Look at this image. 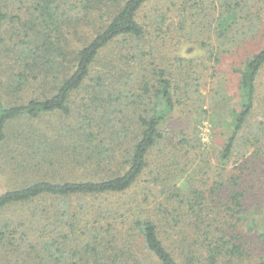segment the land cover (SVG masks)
<instances>
[{
	"label": "trees",
	"instance_id": "1",
	"mask_svg": "<svg viewBox=\"0 0 264 264\" xmlns=\"http://www.w3.org/2000/svg\"><path fill=\"white\" fill-rule=\"evenodd\" d=\"M60 1L0 0V164L22 163L44 175L0 193V211L32 206L0 221V264H264L259 240L247 239L242 168H222L208 190L196 182L178 183L198 141L188 135L175 140L163 127L181 104L183 71L158 63L167 59L157 55L163 43L151 41L153 33L164 36L174 26L166 19L141 21L149 0H73V10L87 15L90 32L73 62L65 64L56 54L62 53L69 20ZM180 2L170 6L186 13L184 22L212 17L218 39L231 42L246 33L241 25L259 27L264 17L259 0H227L220 12L200 0ZM99 9L108 15L102 22L93 17ZM78 19L72 16L67 25ZM8 22L11 46L5 45ZM113 45L118 52L106 53ZM228 51H217L215 62ZM263 67L264 46L240 69L242 102L218 154L225 164L238 141L261 137L259 130L243 131L257 109ZM31 86L39 92L24 102L6 98L7 90L25 96ZM86 98L73 116V102ZM50 115L54 122L40 126ZM17 122L34 131L12 134ZM190 167L196 172L195 162ZM61 171L85 178L54 176ZM73 198L82 199L79 207ZM84 198L97 203L86 208ZM259 235L264 241V231Z\"/></svg>",
	"mask_w": 264,
	"mask_h": 264
},
{
	"label": "rangeland",
	"instance_id": "2",
	"mask_svg": "<svg viewBox=\"0 0 264 264\" xmlns=\"http://www.w3.org/2000/svg\"><path fill=\"white\" fill-rule=\"evenodd\" d=\"M63 1L64 3L60 1L61 11L68 12L67 18L69 20L65 19L64 22L65 40L63 41L64 47L61 50L62 53L56 52V54L61 56L59 59L63 60L65 64H71L74 56L83 47L89 37L90 27L86 21L87 15L82 11L75 12L73 10V0ZM173 1L175 4L178 2L180 7V0H149L141 10L139 18L149 25L154 23L156 19L161 21L166 19V25L174 26V31L164 36L158 37L153 33L154 37L151 41L155 42L159 39L158 44L163 43L157 55L167 59L162 62L157 60L158 63L171 66L177 74L179 73L178 71H183L181 82L183 89L178 91L177 95L181 100V104L178 106L175 114L172 115V118L164 123L163 127L168 130L167 133L170 132L171 135L175 136V140L188 135L198 141V145H196L195 150L191 153L192 157L186 161V164H188L187 172L180 178L178 183L181 186H189L191 182H196V186H200L203 190H208L214 185L217 174L222 171V168H226L229 173H237L242 168L247 175L246 182L248 183V194L245 203V208L247 209L245 223L246 226L248 224L250 227V230H248L250 234L247 239H252L254 242L259 240L256 248L264 256V241H261V237L257 238L259 233L264 231V67L258 79L260 97L257 101V109L250 119L251 127L249 126L243 131L244 134L258 130L261 131V137L258 139L260 141H255L250 135L249 137L252 140L243 139L240 140L241 143L238 141L235 154L228 164H225L218 158L224 142L233 129L232 118L237 114V110L240 109L242 102V94L239 88L240 69L245 64L247 58L251 57L264 46V17H262V20H259V27H244L240 21V28L245 29L246 33L243 36L242 31H240L236 35L235 33L237 32L234 30L235 33H232L235 34L236 41L231 42L218 39L216 30L217 27L219 29V25H217L212 17L202 18L198 16L196 24L193 21L189 23L188 21L184 22L186 13L175 11L176 5L173 3L170 6ZM200 1L202 6L207 7L209 5L220 12L223 9L225 10L222 6L225 5L227 0ZM258 6L264 10V0H259ZM199 7L201 6L199 5ZM97 11L98 14L95 12L93 17L95 16L97 19H100L101 22L107 19L106 9H99ZM72 16L80 19L76 22L73 20L72 24L67 25ZM230 19L235 20L233 17H230ZM209 21L212 22L207 24ZM201 22L207 25H203ZM224 22V20L220 21V23ZM11 27V22H8L7 30L5 31L7 42L5 45L7 46H11L14 42L10 41L12 34ZM148 40L150 42V37ZM115 46L118 49L122 47L119 44ZM113 48H115L114 45L106 53L111 54L116 50ZM227 50L229 51L226 54H222L221 61L216 63L214 60V57H216L215 53L217 51L225 53ZM116 52L118 50L114 53ZM177 57H184V62L177 61ZM188 71H193V75L189 74ZM32 88L31 86L26 89L24 92L25 96L18 94L16 90H7L6 98L9 101L18 100L19 102H24L26 101V95H34L39 92V90H32ZM18 95L20 97H17ZM88 99L86 98L82 102L79 100L73 102V108L75 109L73 116L77 117L79 115L77 108L84 107ZM54 120L53 115H50L39 122V125L44 127L54 122ZM23 124L19 122L15 126L11 124V133L28 134L34 131L28 124ZM21 143L24 144V140L21 139ZM156 149L152 154L153 160H156L158 156V148ZM193 162L196 163V172L194 169H190ZM0 165V193L26 184L30 179L33 180L38 176H44L43 171L39 170V172L36 169H29V167L23 168L22 163L17 164L13 162L11 164L7 161L5 163L2 161ZM72 171H61L54 176L75 180L85 178L81 173ZM147 186V184H144L143 188L147 190ZM136 191L143 196L141 189L138 188ZM156 192H159V187H157ZM129 195L135 196L134 191L130 192ZM80 200L82 199H71L75 208L81 205ZM87 203L86 208H89L90 205L97 203V201L88 199ZM31 207L16 206L1 210L0 221L9 217L16 218L19 214L23 215L27 211L31 212Z\"/></svg>",
	"mask_w": 264,
	"mask_h": 264
}]
</instances>
